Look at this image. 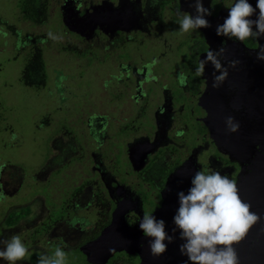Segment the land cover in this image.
<instances>
[{
	"label": "flooded vegetation",
	"instance_id": "1",
	"mask_svg": "<svg viewBox=\"0 0 264 264\" xmlns=\"http://www.w3.org/2000/svg\"><path fill=\"white\" fill-rule=\"evenodd\" d=\"M204 2L212 8L211 26L188 32L177 22L182 10L191 11L188 0L19 2L21 19L37 27L45 29L52 16L60 18L63 27L57 29L55 41L59 53L74 56L79 70L89 69L90 77L98 80L83 96L69 82L85 75L59 80V97L46 112L45 119L49 122L50 117L57 126L48 137L40 176L27 184L35 190L27 205L32 213L11 226L37 224L22 236L28 234L29 241L40 246L38 254L51 253L59 245L69 255L66 264H99L88 260L84 245L107 229L114 232L113 225L135 227L144 212L161 209L171 179L177 191L190 184L198 168L219 170L236 183L241 171L250 169V160H232L220 148L209 119L225 105L232 110L237 102L241 111L249 112L262 100L264 60L256 57L260 39L217 36L215 26L226 14L227 0ZM32 32L27 34L36 46L33 53L50 44L48 32ZM221 45L222 63L233 58L239 63L228 65L226 79L213 87L211 63L205 64L202 75H196L195 68L209 47ZM63 70L55 68L58 78ZM180 73L188 76L184 85L178 82ZM185 163L181 175L188 178H173ZM38 198L40 211L32 218ZM102 264H141V257L117 249Z\"/></svg>",
	"mask_w": 264,
	"mask_h": 264
},
{
	"label": "clouds",
	"instance_id": "2",
	"mask_svg": "<svg viewBox=\"0 0 264 264\" xmlns=\"http://www.w3.org/2000/svg\"><path fill=\"white\" fill-rule=\"evenodd\" d=\"M153 4L158 0H152ZM191 11L182 10L178 24L182 32L211 26L208 17L212 8L204 0H188ZM224 4L225 0H209L210 5ZM226 14L215 26L217 36H227L244 41L246 38H264V0H227ZM49 37L56 39L52 32ZM225 48L209 47L195 68L196 75L204 73L205 64L213 67L212 86L219 87L228 76V65L235 67L239 58L223 64ZM257 59L264 60V45L256 49ZM178 82H188L185 73L178 75ZM228 131L239 128V122L231 115L225 117ZM178 206L171 217L172 227H167L164 216H157L155 209L138 218L137 227L149 237L147 243L154 255L167 250L168 244L179 237V252L186 259L179 264H238L239 257L233 246L241 240L249 228L258 221L259 214L251 210L237 188L236 181L219 170L196 169L190 177L187 191H177ZM29 245L20 233L5 236L0 229V261L17 264L26 259ZM67 253L57 245L51 253H39L37 264H66Z\"/></svg>",
	"mask_w": 264,
	"mask_h": 264
},
{
	"label": "rangeland",
	"instance_id": "3",
	"mask_svg": "<svg viewBox=\"0 0 264 264\" xmlns=\"http://www.w3.org/2000/svg\"><path fill=\"white\" fill-rule=\"evenodd\" d=\"M20 1L0 0V170L4 169V180L0 179V229H3L5 236L13 233L23 235L31 230V225H37L25 222L18 227L8 228L4 218L12 210H19L18 208L30 204L28 199L35 192L30 191L27 184L34 180L37 173L40 176L41 166L47 155L48 137L57 126V122H50V117L48 122L45 117L47 111L53 110L55 97H59L55 92L60 88L58 81L67 82L68 76L73 79L71 75L78 76L79 73L85 75L83 80L69 82L70 88L77 91L78 96H83L82 92L98 81L95 76L90 77L89 69L79 70L74 63V56L59 53L61 46H57L55 41L59 39L57 29L63 27L61 19L52 16L45 29L37 27L35 23L21 19L18 7ZM30 31L52 32L58 37L50 38V44L40 46L49 76L47 85L41 88L28 86L23 80V71L36 47L31 46L33 42H30L31 36L28 35ZM25 40L29 42L26 43ZM59 66L64 67L60 78L55 71ZM37 183L41 184L40 180ZM40 204L39 200L33 205L32 218L35 213H39ZM22 239L29 241L28 234L22 236ZM31 242L33 241H29L26 257L32 263V255L40 246ZM27 259L18 261L17 264H30ZM68 260L69 255L66 261ZM0 264L8 262L0 261Z\"/></svg>",
	"mask_w": 264,
	"mask_h": 264
},
{
	"label": "water",
	"instance_id": "4",
	"mask_svg": "<svg viewBox=\"0 0 264 264\" xmlns=\"http://www.w3.org/2000/svg\"><path fill=\"white\" fill-rule=\"evenodd\" d=\"M260 43L264 45V38H260ZM257 102H261L262 106L254 103L255 110L249 112L241 111L237 102L233 103L235 108L232 110L227 109L225 105L221 113L213 112L215 114H210L212 118L209 119V123H212L210 128L212 136L220 148L232 160L251 161L250 169L241 171L236 184L240 197L250 204L251 210L259 214V219L241 240L233 242L239 257L238 264H264V96L262 100L258 98ZM229 115L239 122V128L234 132L228 131L225 124V117ZM186 164L188 163H185L173 178L179 175L188 178L186 174L181 175L185 172ZM188 186L189 184L185 183L183 189L187 191ZM172 187L171 179L164 206L156 212L157 216L165 217L169 228L172 227V214L178 206L177 191L179 189L175 191ZM118 225L112 226L114 232L107 229L99 239L84 245L83 251L90 262L106 263L117 249L126 250L132 254L138 253L141 257V264H179L181 260L186 259L177 247L180 243L179 237L168 244L165 252L154 255L148 247L149 237L142 234L137 226L127 225L122 229ZM110 230L114 233L112 237ZM106 238L108 241L112 240V246L105 240ZM106 243L107 250L99 252L97 248L103 247ZM101 254H103L102 257L97 256Z\"/></svg>",
	"mask_w": 264,
	"mask_h": 264
},
{
	"label": "trees",
	"instance_id": "5",
	"mask_svg": "<svg viewBox=\"0 0 264 264\" xmlns=\"http://www.w3.org/2000/svg\"><path fill=\"white\" fill-rule=\"evenodd\" d=\"M23 80L26 85L33 86L36 88L45 87L48 83V70L46 67V62L43 55L42 48H38V51L33 53L32 58L26 65L23 71ZM19 210H12V213L8 214L4 220L7 222L8 226H14L20 221L29 217L32 213L31 206H23L18 208ZM38 252L35 251L32 255V264H37Z\"/></svg>",
	"mask_w": 264,
	"mask_h": 264
}]
</instances>
